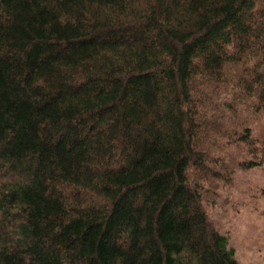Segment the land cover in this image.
<instances>
[{
    "label": "trees",
    "instance_id": "trees-1",
    "mask_svg": "<svg viewBox=\"0 0 264 264\" xmlns=\"http://www.w3.org/2000/svg\"><path fill=\"white\" fill-rule=\"evenodd\" d=\"M221 138L264 163V0H0V264H239Z\"/></svg>",
    "mask_w": 264,
    "mask_h": 264
},
{
    "label": "rangeland",
    "instance_id": "rangeland-1",
    "mask_svg": "<svg viewBox=\"0 0 264 264\" xmlns=\"http://www.w3.org/2000/svg\"><path fill=\"white\" fill-rule=\"evenodd\" d=\"M216 142L221 148L213 152L210 168L219 175L203 187L205 209L228 237L239 264H264V163L246 166L243 160L249 153L244 144L230 146L226 138ZM219 162L225 166L219 167Z\"/></svg>",
    "mask_w": 264,
    "mask_h": 264
}]
</instances>
